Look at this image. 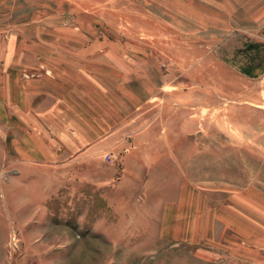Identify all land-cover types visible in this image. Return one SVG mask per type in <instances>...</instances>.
Listing matches in <instances>:
<instances>
[{"label":"rangeland","instance_id":"obj_1","mask_svg":"<svg viewBox=\"0 0 264 264\" xmlns=\"http://www.w3.org/2000/svg\"><path fill=\"white\" fill-rule=\"evenodd\" d=\"M244 9L0 0V264H264Z\"/></svg>","mask_w":264,"mask_h":264},{"label":"crops","instance_id":"obj_2","mask_svg":"<svg viewBox=\"0 0 264 264\" xmlns=\"http://www.w3.org/2000/svg\"><path fill=\"white\" fill-rule=\"evenodd\" d=\"M227 4L229 6L234 7H244L247 9V7H255L256 11L253 13V11H250L248 13V10L244 9L246 12V18L249 20L255 21H261L264 22L263 18H260L264 15V0H226ZM250 22V21H249Z\"/></svg>","mask_w":264,"mask_h":264}]
</instances>
